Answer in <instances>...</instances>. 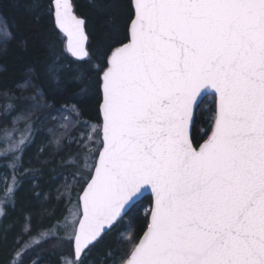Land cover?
<instances>
[{
    "label": "snow or ice",
    "instance_id": "6c2138e0",
    "mask_svg": "<svg viewBox=\"0 0 264 264\" xmlns=\"http://www.w3.org/2000/svg\"><path fill=\"white\" fill-rule=\"evenodd\" d=\"M133 8L127 43L103 69L102 123L85 122L84 150L69 160L77 171L65 178V213L35 232L26 217L34 243L18 254L70 240L65 264H86L150 195L147 230L138 239L129 233V251L113 264H264V0H134ZM54 12L66 52L91 60L71 0H54ZM3 36L10 38L7 29ZM208 96L211 134L197 145L194 110ZM72 114L79 117L65 105L58 147L65 136L73 142ZM23 119L0 124V215L14 203L22 154L33 142V124L18 126Z\"/></svg>",
    "mask_w": 264,
    "mask_h": 264
},
{
    "label": "trees",
    "instance_id": "16d2710c",
    "mask_svg": "<svg viewBox=\"0 0 264 264\" xmlns=\"http://www.w3.org/2000/svg\"><path fill=\"white\" fill-rule=\"evenodd\" d=\"M73 5L75 12L85 19L90 37L91 60L84 62L74 60L66 52L65 39L55 26L51 0H0V124L9 123L17 116L29 117L50 109H62L65 105H74L80 120L94 126L101 124V76L111 51L127 42L125 36L134 17L132 0H73ZM122 14L125 21L120 33L124 38L107 48L104 44L117 36V19ZM4 29L10 33V38H4ZM56 56L60 57L59 70L50 72ZM81 72L86 78L77 80ZM84 89L86 91H82ZM205 99L196 110L193 123L192 139L197 145L211 132L212 121L204 108ZM37 115L41 118L40 114ZM31 117L29 121L36 115ZM47 120L51 121V117ZM41 130L22 154L19 169L22 174L18 175L20 187L14 203L4 205L0 264H9L22 244L29 240L24 232L26 217H30L29 226L35 232L61 220L65 213L66 196L62 193L65 192V178L71 182L72 173L63 166L76 148L73 142L68 143L67 136L58 147L52 132L46 133L45 125ZM58 132L53 130L55 135ZM45 136L50 137L48 144L45 149H40ZM80 185L81 182L76 191L84 188ZM146 206L151 208V197L144 199L134 214L126 215L112 232L104 236L92 249L87 264H113V258L125 255L130 249L126 240L129 233L133 239H138L147 228L149 216L143 211ZM53 245L49 250L54 248ZM48 247L45 244L33 247L27 252L30 257L25 256L26 263L34 256H41L37 264H60L64 253H48Z\"/></svg>",
    "mask_w": 264,
    "mask_h": 264
},
{
    "label": "rangeland",
    "instance_id": "374dc122",
    "mask_svg": "<svg viewBox=\"0 0 264 264\" xmlns=\"http://www.w3.org/2000/svg\"><path fill=\"white\" fill-rule=\"evenodd\" d=\"M118 1H120V0H116V2H118ZM121 12L124 14V11L123 10H121ZM123 14L121 15V17H119L117 19V23H118L117 30H116L117 36L113 39V41L108 42L107 44H104V46H108L107 48L112 47L113 45H115L116 43H118L119 41H121L124 38V36L122 35V33H120L121 26H122L123 22L125 21V18L123 16ZM88 36H89V34H88ZM89 44H90V37H89V41H88V46H89ZM106 51L107 50H105L102 53L100 52L99 55L104 54ZM95 52H96V48H95ZM100 61H102L101 57H100ZM102 75H103V73H102ZM96 81L97 80L95 79L94 80V84H96ZM90 88H93V87L91 86ZM212 101H213L212 98H206L205 99V102H204L205 103V107L204 108H205V110L208 111V114L210 116V121H212L213 114H214V111H215V107H213L214 106V103H212ZM62 110H63V108L62 109H58V110L50 109L46 113H41V112L37 113L36 112L37 114H40L41 115V118H37V117H40L37 114L29 115V117H24V119L21 120V122L19 123L18 126L20 128H23L26 123L31 122L33 124L34 130H35L34 131V135H33V138H34L35 135L37 134V131L41 130L44 127V125H45L47 127L46 133H47V131H51L52 132V137L54 138L56 135L53 133V130L54 131H59L58 124L61 122V113H62ZM42 114H44V115H42ZM64 114L67 115L68 113L65 112ZM35 115H36V117L34 118V120H32V121H29L28 120V118H30L31 116H32L31 118H33ZM47 117H51V121L50 120L48 121L47 120ZM72 118L73 119H76V120L79 119L78 120V123H76L75 126L72 127L71 132H70V135L74 138L73 139V143H74L75 148H76L74 154H76V153H80V152H82L84 150V149H82L78 145L79 144H83L84 141H86L88 139L89 129H88V127H86L85 121L80 120V118L79 117H76L75 114H72ZM54 120H56V122ZM46 121H48V122H46ZM36 124H38V128H36V126H37ZM49 136L51 137L50 134H49ZM46 137L47 136L44 137L43 140L45 142L41 145L40 149H45L46 148V146L48 144L47 141H49V138H50V137L49 138H46ZM65 138H66V136H65ZM97 144H98V138H97ZM73 155H71L70 157H72ZM69 160H70V158L65 162L66 164L63 167L65 168V170L71 171L70 173H74V172L77 171V168L74 167V166H71L69 164ZM2 163H4V161H2ZM20 173L22 174V171L21 170L18 171L17 178H18V175ZM85 185H86L85 182L82 181L80 187H82V186L84 187ZM149 210H150V206H146L143 211H144V213H147ZM4 214H5V211H4V205H3V214L0 215V229H1V227L3 225V222H4L3 221ZM61 235H63V233H61ZM37 239H39L38 236H37ZM26 243L29 244V245H31L34 242L28 240L25 243H23L22 246H21V248H20V250L17 251V253L14 255V258L12 259V261H10L9 264H37V262L40 260V257L41 256L40 257H35L34 256L31 260L28 261V263H26L27 257H25V256H29V254L26 253L27 255L25 254V255H22V256L18 254V253H23L24 252V248H25V244ZM44 244L49 246L48 248H46V250H48V253L49 252H51V253H64L61 256L60 264H65L66 259L73 257V251L72 250L70 251V248L73 246V241H70L69 240V241H65L63 243H60L59 246L54 247L52 250H49V249H51V246L53 244L56 245L57 244V241H55V240L46 241V242H44L41 245H44ZM71 249H73V247ZM41 263L45 264L44 262H40L39 264H41ZM86 264H87V262H86Z\"/></svg>",
    "mask_w": 264,
    "mask_h": 264
},
{
    "label": "water",
    "instance_id": "95a60500",
    "mask_svg": "<svg viewBox=\"0 0 264 264\" xmlns=\"http://www.w3.org/2000/svg\"><path fill=\"white\" fill-rule=\"evenodd\" d=\"M71 2H72V4H73V0H71ZM133 3H134V0H132V7H133ZM51 4H52V8H53V17H54V22H55V26H56V28H57V30L63 35V37L65 38V45H66V35L63 33V31L59 28V26H58V24L56 23V19H55V12H54V0H51ZM133 10H134V8H133ZM73 11H74V14L75 15H77L79 18H82L84 21H85V19L83 18V17H81V16H79L76 12H75V9H74V5H73ZM134 18V17H133ZM130 26V25H129ZM85 33H86V35H87V37H88V39H87V43H86V47H87V49H88V41H89V36H88V34H87V31H86V21H85ZM125 43H127V42H125ZM121 46V45H120ZM119 47V46H118ZM69 55H70V53H68ZM111 55V54H110ZM109 55V56H110ZM71 56V55H70ZM73 58V57H72ZM74 60H76L75 58H73ZM77 61V60H76ZM101 94H102V99H101V103H100V106H99V111H100V118H101V123H102V114H101V104H102V100H103V93H102V77H101ZM195 114H196V110H194V119H195ZM192 131H193V124H192V126H191V128H190V136L192 137ZM210 134H211V132H210ZM209 134V135H210ZM208 139V137L206 138V140ZM205 141V140H204ZM203 141V142H204ZM202 142V143H203ZM201 143V144H202ZM84 187H86V185L84 186ZM148 197H151L150 195H148ZM146 230H147V228H146ZM145 230V231H146ZM144 234V233H143ZM73 249H74V242H73Z\"/></svg>",
    "mask_w": 264,
    "mask_h": 264
}]
</instances>
